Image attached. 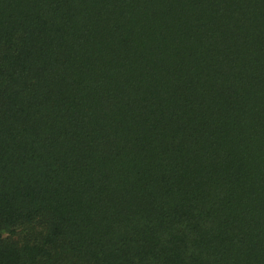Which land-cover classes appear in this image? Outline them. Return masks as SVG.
<instances>
[{
  "label": "trees",
  "instance_id": "1",
  "mask_svg": "<svg viewBox=\"0 0 264 264\" xmlns=\"http://www.w3.org/2000/svg\"><path fill=\"white\" fill-rule=\"evenodd\" d=\"M0 264H264V0H0Z\"/></svg>",
  "mask_w": 264,
  "mask_h": 264
}]
</instances>
